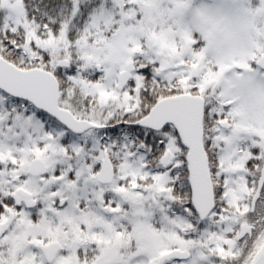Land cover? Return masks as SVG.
Masks as SVG:
<instances>
[{"label": "snow or ice", "instance_id": "6c2138e0", "mask_svg": "<svg viewBox=\"0 0 264 264\" xmlns=\"http://www.w3.org/2000/svg\"><path fill=\"white\" fill-rule=\"evenodd\" d=\"M0 264H264V0H0Z\"/></svg>", "mask_w": 264, "mask_h": 264}]
</instances>
